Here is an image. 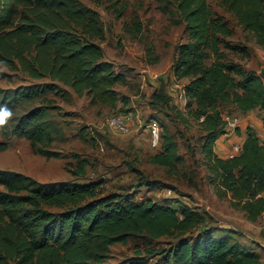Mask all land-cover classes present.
Returning <instances> with one entry per match:
<instances>
[{"label":"trees","instance_id":"1","mask_svg":"<svg viewBox=\"0 0 264 264\" xmlns=\"http://www.w3.org/2000/svg\"><path fill=\"white\" fill-rule=\"evenodd\" d=\"M156 1L173 23L184 22L187 40L177 45L169 75L170 80L187 79L183 82L185 106L203 130L200 152L207 179L218 196L229 194L230 205L255 221L264 212V141L248 125L234 155L221 157L214 145L226 131L221 105L231 104L243 113L255 108L264 112V70L257 72L224 57L225 49L246 54L248 46L228 38L234 29L209 0ZM118 3L109 4L115 17L125 9V3L119 8ZM217 4L264 48V0H217ZM127 29L141 31L137 15ZM104 38L99 12L81 0H0V66L16 67L36 79L0 87V117L12 113L2 131L0 151L14 134L26 138L37 154L63 155L51 148L55 141L66 139L60 121L52 115L51 93L68 98L71 90L78 96L86 94L91 103L121 107L112 114L131 111L124 109L129 96L115 87L125 83L127 75L105 58ZM10 76L0 69V78ZM163 78L158 76L149 94L150 106L159 111L175 107L171 99L177 103ZM177 113L187 121L183 112ZM162 125L160 145L149 160L172 168L182 156L174 135L167 127L162 130ZM86 165L85 159L78 158L72 174L83 176ZM99 185L92 180L39 181L0 168V264H107L113 243H125L131 236L155 240L173 232L185 236L170 244L155 264H262L260 252L231 232L214 234V228L201 227L209 217L205 210L117 192L100 194ZM195 227L201 228L186 235ZM260 234L264 238V227ZM157 249L147 246L146 252L153 255ZM129 264L147 261L134 257Z\"/></svg>","mask_w":264,"mask_h":264},{"label":"rangeland","instance_id":"2","mask_svg":"<svg viewBox=\"0 0 264 264\" xmlns=\"http://www.w3.org/2000/svg\"><path fill=\"white\" fill-rule=\"evenodd\" d=\"M81 1L99 12L105 27V38L101 42L104 54L127 75L125 83L115 86L120 93L129 96L128 105L124 109L134 111L140 118H156L163 124L162 130L167 127L178 144L182 161L172 168L150 162V155L156 150L150 145L146 131L139 128L140 130L134 129L132 133H119L105 126V117L121 107L91 103L86 94L78 96L70 90L68 98L61 94L48 95L53 99L50 103L52 115L60 121L66 134L65 140L55 141L51 148L60 150L63 155L45 157L37 154L26 138L10 134L7 137L8 146L0 151V168L20 171L39 181H97L100 184V194L117 192L131 195L135 199L167 203L173 207L187 203L208 213L209 217H206L201 227L206 224L214 228V234L231 232L234 238L259 251L264 264V238L260 234L264 227V212L257 220L250 221L242 210L230 205L229 194L218 196L215 193L207 179L208 170L200 152L203 130L198 121L187 113L185 103H174L171 99L170 104L175 107H167L163 111L153 109L149 104L153 80H158L160 75L167 78L165 81L166 85L168 83V90L174 93L171 85L178 79L170 80L169 69L176 55L177 45L187 40L184 22L173 23L172 17L161 9L156 0H119L118 8L125 3L120 17H115L113 8L109 7L112 0ZM209 1L213 10L224 15L233 27L234 33L228 38L233 43L248 46L246 54L225 49L224 57L239 60L247 68L257 72L264 70V48L256 43L251 32L241 28L235 18L217 4V0ZM135 15L142 22V29L137 33L127 29ZM173 17L176 18L177 15L174 14ZM211 60L209 58L205 62L209 63ZM0 69L11 74L8 78H0V87H14L20 83L36 81L16 67L1 65ZM155 74L158 76L153 77ZM186 80L183 78L178 83L183 84ZM221 109L223 117L236 119L234 124L238 129L230 126L225 129L227 134L233 129L231 135L234 138L229 141L230 149L234 143L240 145L239 135L242 128L246 129L248 125L263 136L264 112L260 109L243 113L231 104L221 105ZM178 110L183 112L186 122L178 115ZM11 115L12 113L3 117L0 139L5 138L2 131L9 125ZM228 138L230 137L226 136ZM78 158L87 162L83 176L73 175L71 172V169L77 168ZM199 228H192L186 235L196 234ZM180 236L185 235L173 232L155 240L131 236L125 243L116 242L110 246L106 263L129 264L132 258L137 257L141 261H147V264H155L154 262H160V255L165 249ZM147 246L158 248L159 251L148 255Z\"/></svg>","mask_w":264,"mask_h":264},{"label":"built area","instance_id":"3","mask_svg":"<svg viewBox=\"0 0 264 264\" xmlns=\"http://www.w3.org/2000/svg\"><path fill=\"white\" fill-rule=\"evenodd\" d=\"M158 74L153 75V77H157ZM174 96L177 102L185 103L186 96L183 89V84L173 83ZM142 118V117H141ZM138 114H135L133 111H121L118 113L110 114L105 117L104 124L106 127L113 131H117L119 133H128L136 129L144 130L147 132L148 139L150 145L155 149L160 145L161 139V126L157 119L148 118L141 119ZM226 120V126L235 127L236 119H229L228 117H223ZM140 130V129H139ZM240 149V145L234 143L231 145V149L229 152V156L234 155Z\"/></svg>","mask_w":264,"mask_h":264},{"label":"crops","instance_id":"4","mask_svg":"<svg viewBox=\"0 0 264 264\" xmlns=\"http://www.w3.org/2000/svg\"><path fill=\"white\" fill-rule=\"evenodd\" d=\"M105 58H106V56H105ZM106 59H108V58H106ZM109 60V59H108ZM152 78V77H151ZM150 78V79H151ZM180 80H182V79H180ZM158 80H153V86L155 87L157 84H158ZM153 87V88H154ZM153 88H151V90L150 91H152V89ZM148 89V86L146 87V90ZM149 92V91H148ZM137 109V108H136ZM134 112V111H133ZM233 130V129H232ZM231 130V131H232ZM264 130V129H263ZM231 131H230V133H223V134H221L218 138H217V140H216V142H215V145H214V150H215V152L219 155V156H221V157H228L229 156V153H228V151H229V149H230V143H229V141L230 140H232L234 137L231 135L232 133H231ZM245 133H246V131H245V129L244 128H242V132L240 133V135H239V138H240V142H242V140H243V138H244V136H245ZM257 133V132H256ZM258 134V136H259V138H260V140L261 141H264V132H263V136H261V134L260 133H257ZM226 136H229L230 138H228V139H226ZM262 137V138H261ZM263 195H264V192H263Z\"/></svg>","mask_w":264,"mask_h":264},{"label":"clouds","instance_id":"5","mask_svg":"<svg viewBox=\"0 0 264 264\" xmlns=\"http://www.w3.org/2000/svg\"><path fill=\"white\" fill-rule=\"evenodd\" d=\"M4 122L3 118L0 117V124H2Z\"/></svg>","mask_w":264,"mask_h":264}]
</instances>
